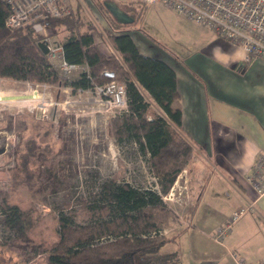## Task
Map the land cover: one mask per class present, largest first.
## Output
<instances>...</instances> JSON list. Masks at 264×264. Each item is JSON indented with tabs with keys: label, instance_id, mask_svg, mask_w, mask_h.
I'll return each mask as SVG.
<instances>
[{
	"label": "rangeland",
	"instance_id": "374dc122",
	"mask_svg": "<svg viewBox=\"0 0 264 264\" xmlns=\"http://www.w3.org/2000/svg\"><path fill=\"white\" fill-rule=\"evenodd\" d=\"M113 1L134 4L135 22H131L130 32L137 44L164 50L174 58L189 59L219 37L160 2L145 5L139 0ZM71 4L73 11L80 7L83 20L96 25L95 43L110 53L112 44L101 35L109 24L94 2L71 0ZM44 30L52 43L63 37V33L55 34L50 27ZM51 62L69 80L76 79L85 69L64 73L59 69V58ZM236 69L239 70L237 66ZM32 92L37 97L31 98ZM0 96V205L6 200L24 211L25 232L35 244L13 242L16 232L3 223L0 207V264L59 260L61 256L52 251L59 240V215L76 224L107 219L111 211L101 199L103 184L128 182L157 189L149 153H144L133 139L118 141L111 131L110 119L123 111L117 112V107L98 101L92 87L0 78ZM152 109L165 116L154 103ZM193 146L188 163L198 148L195 142ZM188 163L176 175L171 199H164L172 211L169 223L162 228L167 236H174L186 224L185 212L190 202ZM173 245L168 243L166 248L173 249Z\"/></svg>",
	"mask_w": 264,
	"mask_h": 264
},
{
	"label": "trees",
	"instance_id": "16d2710c",
	"mask_svg": "<svg viewBox=\"0 0 264 264\" xmlns=\"http://www.w3.org/2000/svg\"><path fill=\"white\" fill-rule=\"evenodd\" d=\"M92 1L108 21L109 28L101 35L110 41L115 52L106 53L95 43L93 32L97 27L80 17L78 3L76 11L46 17L42 22L55 34L63 33L53 44L62 47L64 58L85 65L76 79L69 80L41 50L39 42L43 36L33 23L18 28L5 25L9 6L0 0V78L74 88H91L111 80L125 82L127 110L110 119V128L118 141L133 139L144 153H149L158 188L137 187L128 182L103 184L101 199L110 209V216L76 224L59 215V240L52 251L61 257L47 258L45 264H177L178 252L166 248L174 236L158 231L172 215L162 195L169 191L194 150L181 129L180 109L171 107L178 95L176 72L165 59L139 50L130 32L135 21L117 22L105 0ZM119 6L131 14L135 9L132 3ZM153 103L165 116L152 109ZM0 207L3 223L16 232L13 242L34 244L25 232L24 211L6 200ZM194 209L195 204L189 207V214Z\"/></svg>",
	"mask_w": 264,
	"mask_h": 264
},
{
	"label": "crops",
	"instance_id": "0c3cea01",
	"mask_svg": "<svg viewBox=\"0 0 264 264\" xmlns=\"http://www.w3.org/2000/svg\"><path fill=\"white\" fill-rule=\"evenodd\" d=\"M137 46L173 66L178 95L171 107L180 109L181 129L198 146L187 166L186 224L169 242L178 252L177 264H235L231 251L248 261L260 260L264 257V190L257 192L247 176L257 156L264 153V60H246L240 46L222 37L191 54L193 60L151 50L148 44ZM241 208L247 210L230 223L221 240L214 239L217 229Z\"/></svg>",
	"mask_w": 264,
	"mask_h": 264
},
{
	"label": "built area",
	"instance_id": "2783aa9c",
	"mask_svg": "<svg viewBox=\"0 0 264 264\" xmlns=\"http://www.w3.org/2000/svg\"><path fill=\"white\" fill-rule=\"evenodd\" d=\"M4 2L9 6V13L5 18V25L8 28L33 23L43 36L42 41L47 44L48 58L50 60L59 58V69L66 73L82 67L83 64L70 63L64 58L62 47L51 42L50 34L44 30L48 26L42 23L46 17H61L70 13L71 0H4ZM139 2L142 4L160 2L189 20L209 27L219 37L240 46L245 52L246 60L253 58L264 60V0H139ZM109 52L115 51L110 48ZM92 89L97 100L106 106L117 107V112L127 110L125 82L111 80L95 84ZM177 179L168 193L162 195L163 200L171 199L173 193L171 191L175 189ZM247 179L257 192L264 190V153L255 159ZM247 208L233 212L228 223L217 229L214 239L221 240L230 223L239 218ZM158 231L162 234L166 230ZM230 254L235 264H264V257L257 261H248L233 251Z\"/></svg>",
	"mask_w": 264,
	"mask_h": 264
},
{
	"label": "water",
	"instance_id": "95a60500",
	"mask_svg": "<svg viewBox=\"0 0 264 264\" xmlns=\"http://www.w3.org/2000/svg\"><path fill=\"white\" fill-rule=\"evenodd\" d=\"M104 4L106 6V8L108 9V11L110 12V14L114 17V19L117 22L120 23H131L134 21V16L131 15L130 13H128L127 11H125L124 9H122L116 2H114L113 0H105ZM39 46L41 48V50L44 53H47L48 51V47L47 44L43 41L39 42ZM111 74V73H110ZM2 150H0L1 152Z\"/></svg>",
	"mask_w": 264,
	"mask_h": 264
},
{
	"label": "bare ground",
	"instance_id": "6f19581e",
	"mask_svg": "<svg viewBox=\"0 0 264 264\" xmlns=\"http://www.w3.org/2000/svg\"><path fill=\"white\" fill-rule=\"evenodd\" d=\"M5 96V95H4ZM8 98H11V97H13V96H8V95H6ZM29 96L32 98V97H37V93H35V92H32L31 94H29ZM2 98V96H0V99ZM39 99V98H38Z\"/></svg>",
	"mask_w": 264,
	"mask_h": 264
}]
</instances>
